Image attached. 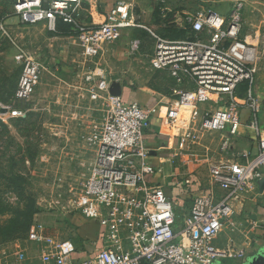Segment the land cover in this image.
<instances>
[{"label": "built area", "instance_id": "built-area-1", "mask_svg": "<svg viewBox=\"0 0 264 264\" xmlns=\"http://www.w3.org/2000/svg\"><path fill=\"white\" fill-rule=\"evenodd\" d=\"M86 0H14L13 13L22 22H43L49 33L57 34V23L70 26L71 35L80 41L82 55L95 57L102 42L116 41L123 31L145 29L153 38V53L149 59L152 69L166 71L174 80L172 102L166 107L168 125L178 128L186 121L187 128L179 136L181 144L194 142L197 135L191 127L203 133L223 132L220 151H230L231 137L240 127L239 111L248 104L258 111L252 88L256 80L255 45L241 37V5L234 3L228 15L215 11L185 13L183 23L190 35L169 39L151 32L133 13L127 0H116L104 13L100 23L82 24L79 11ZM0 30L8 35V28L0 20ZM140 41L133 39L130 49ZM16 46L15 60L21 74L14 91V100L27 99L39 76L38 65L31 55ZM87 75L86 80H92ZM192 89L180 88L186 80ZM248 84V96L239 102L236 91ZM103 92L110 102V111L101 126L88 137L94 149V159L87 179L78 195L76 208L83 221H95L102 227L100 244L85 251L86 242L77 247L71 239H54L40 222H34L28 240L36 245L43 264H219L224 259L241 260L244 248H236L232 241L219 247L214 241L224 227H257L256 220L244 219L235 224L234 202L264 174V136L256 152H233L227 160L208 162L207 171L212 184L222 192H202L193 196L186 213L154 180L156 167L151 164V150L147 148L144 132L149 127L155 109L124 102L110 94L112 83L100 78L93 86ZM213 103L215 109L206 110L195 123L198 106ZM23 108L0 102V116H22ZM249 127L259 131L256 119ZM264 199V187L257 194ZM240 229V228H239ZM88 242V241H87ZM92 245V242H90ZM23 256L22 252L18 253ZM18 255V256H19Z\"/></svg>", "mask_w": 264, "mask_h": 264}, {"label": "rangeland", "instance_id": "rangeland-1", "mask_svg": "<svg viewBox=\"0 0 264 264\" xmlns=\"http://www.w3.org/2000/svg\"><path fill=\"white\" fill-rule=\"evenodd\" d=\"M235 3L241 5L245 25L247 20L256 22L261 17L258 30L264 37V0ZM13 4L14 0H0V15L10 14L5 23L14 22L9 24L13 29L8 35L0 30V102L10 104L12 108L26 109V112L13 118L0 116V264H43L36 245L28 240V232L34 222L42 223L54 239H71L77 247L82 246L81 224L74 220L79 218L77 198L94 159V149L88 137L101 126L111 107L106 94L96 93L93 86L100 78L115 80L121 77H106L96 72L100 67L99 53L85 58L75 35L51 37L43 22L27 21L22 26L19 16L13 13ZM200 4L196 0H183L181 3L186 13L201 10ZM133 13L136 16L134 9ZM147 28L164 36V32L156 27L147 25ZM168 30L172 33L177 29ZM137 31L142 39L137 38L140 43L135 49H129L127 58L128 65L140 68L136 77L128 76L129 81L134 87L165 93L171 81L165 74L149 67L153 38L145 29ZM134 34L130 32L129 36ZM117 41L107 44L105 53L119 59L122 47ZM15 45L29 53L39 68L33 90L23 101L14 100L21 74V67L15 60ZM256 48L257 84L259 81L264 83V38ZM107 64L112 66L114 62ZM89 74L94 79L86 80ZM248 94L246 84L240 95L246 98ZM183 156L186 162L176 174L179 185L188 180L196 183L198 174L200 177L208 175L207 170L196 173L189 166L199 163L201 154L197 149L192 147ZM157 170V173L159 170L165 173L164 167ZM240 216L242 218L243 213ZM239 228L242 226L235 230ZM232 229L227 224L222 235ZM89 246L90 250L96 247L93 242Z\"/></svg>", "mask_w": 264, "mask_h": 264}, {"label": "crops", "instance_id": "crops-1", "mask_svg": "<svg viewBox=\"0 0 264 264\" xmlns=\"http://www.w3.org/2000/svg\"><path fill=\"white\" fill-rule=\"evenodd\" d=\"M115 1L116 0L84 1L82 9L78 14V21L82 24H90L91 22L100 23L103 20L104 13L114 5ZM127 1L132 3L134 12L138 17L139 22L143 23L146 27L149 25L162 30L165 37L169 39H181L190 34V31L183 23V16L186 13L184 11L185 9L182 8L183 5H181L183 0ZM196 1H199L201 3L200 5L204 9L202 8L201 10H197L195 12L212 10L226 16L233 4L240 0ZM220 2L224 3L220 4ZM178 5H180V7H178ZM5 15V17L3 16V22L7 26L8 32H10L9 30L11 28L13 29V27L9 24L14 22L11 21L9 23H5L10 14L9 16L8 14ZM259 20H261V17L256 22L249 19L246 22L248 27H245V22L242 19L243 27L241 37L255 46L261 41V39L264 38L260 33V30H258ZM19 23H21L22 26L24 25L22 21ZM173 28L177 30H173L171 33L168 29ZM137 30L140 29L134 28L125 30L117 39L118 41L116 40L118 46L122 47L124 50L120 49V53L122 55L119 54V59L109 57L105 53L108 47L107 44L110 42L100 43L99 57L97 58L99 61L98 65L100 64V67L96 70V72L99 71L101 74H105L106 77L107 75L121 77L122 80L117 78L110 81L112 85L118 86L119 96L124 102L136 103L146 109H155V112L151 117L149 127L144 132V137L147 148L151 150L152 153V156H150L151 164H153L157 169L164 167L165 173L164 171L162 173V170H159V172H161L157 173L154 180H156L158 184L162 182L160 185L163 187L165 194L176 204L178 211L186 213L191 205L193 196L209 191H214L218 195L222 194V192L212 184L209 175L207 174H204L205 176L203 175L202 177L198 174L195 177L196 183L188 180L187 182H181L182 185L178 184L179 182H177L176 174L178 168L182 167V163L186 162L184 161L186 159V157L183 156L184 153L192 147L193 149L198 150L201 154V158L198 160L199 163L189 166L193 172L195 171L196 173H201L204 172V170H207L208 162L227 160L232 157L233 152L235 153L242 150L256 152L260 147V140L264 136V83L259 81L256 84L255 80L254 87L252 88L254 94L257 96L256 97L254 95L256 104L258 105V111L256 113L253 112L250 105H241L239 111L240 127L238 133L231 137L230 151L224 153L220 151V143L227 135L226 131L203 133L201 131L198 132L196 127H191L193 133L197 135L196 140L183 145L180 142L179 136L183 134L184 130L188 126V123L184 121L178 128L175 129L168 125L165 118L166 107L170 102H172V99L170 98L171 88L175 86L174 80L170 77V75L166 71H160V73L165 74V77L171 81V84L165 93H162L160 90L150 91L140 86L134 87L129 81L128 76L136 77L139 74L138 69L140 68L128 65L129 60L127 58L130 54L129 49L131 40L137 38L142 39V37L136 34L138 33ZM130 32L135 34L129 36ZM49 34L51 37H55L52 33ZM103 48H105V50L100 52ZM152 53L153 48L151 55ZM118 60L120 61L117 63ZM109 62H114V65L109 66V64H107ZM104 63H106V66H104ZM149 67L151 68L150 64ZM180 88L192 89V82L187 79L182 85H180ZM236 98L241 103L245 99L244 96L240 95V86L236 91ZM213 109H215V104L213 103L199 105L195 123L197 124V122H199L200 116L204 111ZM253 118L256 119L259 131H254L249 127ZM178 155H181V157H177ZM164 180H167L168 183H164ZM198 186L203 189L197 190V188H199ZM188 189L190 191L189 193ZM260 191L259 183H257L255 186H252L239 194L234 202L235 224L238 226V223H241L243 219H252L256 220L257 227H247L244 230V227L237 230L234 228L232 231H228V233L224 235H222L223 232H221L218 238L214 241V243L219 247H223L224 244L229 241H232L236 248L243 247L245 250L244 258L241 260L224 259V261H221L219 264H264V199H259L257 194ZM241 213H243V219L240 216ZM74 221L81 224V232L84 236L88 237L89 240L86 242L85 251L90 253V242L96 241L98 245L100 244L99 240L102 235V227L95 221H83L80 217L76 218Z\"/></svg>", "mask_w": 264, "mask_h": 264}, {"label": "trees", "instance_id": "trees-1", "mask_svg": "<svg viewBox=\"0 0 264 264\" xmlns=\"http://www.w3.org/2000/svg\"><path fill=\"white\" fill-rule=\"evenodd\" d=\"M0 16H1L0 20H2L6 15L1 14ZM57 28H58V33L57 34H53L52 33L53 35H55V36H69V35H71V31H70V26L69 25L62 23L61 21H58ZM246 84L247 83L244 82V83H242L240 85V91H242L246 87ZM79 235H80V240L82 242H87L89 240L87 236H84V234L81 232V230L79 231Z\"/></svg>", "mask_w": 264, "mask_h": 264}, {"label": "water", "instance_id": "water-1", "mask_svg": "<svg viewBox=\"0 0 264 264\" xmlns=\"http://www.w3.org/2000/svg\"><path fill=\"white\" fill-rule=\"evenodd\" d=\"M110 94L119 96V89H118L117 85H112V88L110 90ZM263 187H264V174H263L262 178L259 180L260 190H262Z\"/></svg>", "mask_w": 264, "mask_h": 264}]
</instances>
